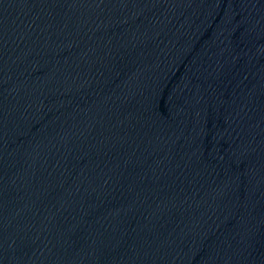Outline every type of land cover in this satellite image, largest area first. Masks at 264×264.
I'll list each match as a JSON object with an SVG mask.
<instances>
[{"label":"water","instance_id":"water-1","mask_svg":"<svg viewBox=\"0 0 264 264\" xmlns=\"http://www.w3.org/2000/svg\"><path fill=\"white\" fill-rule=\"evenodd\" d=\"M0 264H264V0H0Z\"/></svg>","mask_w":264,"mask_h":264}]
</instances>
